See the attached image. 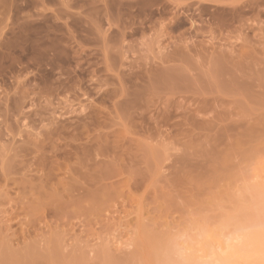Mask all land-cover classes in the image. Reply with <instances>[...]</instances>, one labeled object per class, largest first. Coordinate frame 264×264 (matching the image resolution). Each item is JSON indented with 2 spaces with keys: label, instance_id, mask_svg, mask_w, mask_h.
I'll use <instances>...</instances> for the list:
<instances>
[{
  "label": "rangeland",
  "instance_id": "obj_1",
  "mask_svg": "<svg viewBox=\"0 0 264 264\" xmlns=\"http://www.w3.org/2000/svg\"><path fill=\"white\" fill-rule=\"evenodd\" d=\"M258 197L264 0H0V264H142Z\"/></svg>",
  "mask_w": 264,
  "mask_h": 264
},
{
  "label": "clouds",
  "instance_id": "obj_2",
  "mask_svg": "<svg viewBox=\"0 0 264 264\" xmlns=\"http://www.w3.org/2000/svg\"><path fill=\"white\" fill-rule=\"evenodd\" d=\"M142 242V264H264V197L145 225Z\"/></svg>",
  "mask_w": 264,
  "mask_h": 264
}]
</instances>
